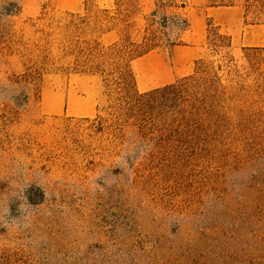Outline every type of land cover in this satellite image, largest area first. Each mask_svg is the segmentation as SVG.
Listing matches in <instances>:
<instances>
[{"label": "rangeland", "instance_id": "obj_1", "mask_svg": "<svg viewBox=\"0 0 264 264\" xmlns=\"http://www.w3.org/2000/svg\"><path fill=\"white\" fill-rule=\"evenodd\" d=\"M197 2L121 0V24L99 13L112 16L114 0H0V264H264V47L227 48L209 31L205 55L175 82L182 103L166 113L193 110L199 129L142 137L125 120L115 132L110 120L133 89L123 65H109L107 81L76 74L61 38L51 47L42 38L59 32L48 28L54 17L74 13L85 20L80 39L106 47L122 37L140 43L150 28L189 43L173 16ZM251 38L264 44V35ZM69 90L92 99L91 116L62 111ZM168 116L160 123L173 124ZM131 144L151 147L122 170L115 158ZM98 172L107 181L99 189ZM20 207L28 227L8 223Z\"/></svg>", "mask_w": 264, "mask_h": 264}, {"label": "trees", "instance_id": "obj_2", "mask_svg": "<svg viewBox=\"0 0 264 264\" xmlns=\"http://www.w3.org/2000/svg\"><path fill=\"white\" fill-rule=\"evenodd\" d=\"M168 1L173 2L174 0ZM120 4L121 0H114L115 13L112 16L108 8L101 9L99 13L103 14L109 22L128 23L120 9ZM208 5L231 6L233 4L210 2ZM243 7L245 11V24L264 25V0H245ZM4 9L8 15H18L21 11L19 7H16L15 10H10L7 7ZM156 15V10L151 13V17H155ZM164 19L163 27H166L168 19L167 17ZM173 19L176 21L180 29V36L182 37L189 30L188 19L184 14H176L173 16ZM84 21V18L80 14L74 13H66L63 16L54 17L47 25L49 28V26L55 23L59 32L57 33L53 29L44 31L42 38L46 40L49 47L56 45L57 36L61 38L58 42V47L62 50L64 58H70L71 66L69 68L76 74L100 75L104 81H107L108 78L105 75L110 76L112 74L107 68L109 65H113L117 69L122 65L124 66V74L131 78L133 89L126 92L124 110H114L112 113H109L110 120L113 122L114 129H116L114 130L115 132L120 129L119 124L122 120L131 123L142 137L150 136L156 131H162V129L178 132L182 124H184V128H187L189 131L191 130V132L199 129V121L194 115L193 110H190L186 114L181 113L180 115H174V112L170 113V116L166 114L182 103L183 98L178 94L179 83H173L162 88L141 93L136 87V77L132 69V62L135 59L162 46L183 44L181 39L171 40L163 38V35H159L156 30L150 28L148 31L146 30L140 43L130 42L125 37H122L119 42L106 47L98 39H80L79 31ZM213 29L217 30L218 35L227 39L225 47L230 48L232 46L231 37L220 32L219 27L209 18L208 34ZM112 30V27L107 28L104 33ZM161 39H166L167 44L160 42ZM199 62L200 60L196 62V65ZM165 116H168L173 124L160 123L159 120ZM200 130H204L202 126ZM202 137V135L199 136L201 140H205ZM201 143H207V141ZM42 199L43 194L38 201Z\"/></svg>", "mask_w": 264, "mask_h": 264}, {"label": "crops", "instance_id": "obj_3", "mask_svg": "<svg viewBox=\"0 0 264 264\" xmlns=\"http://www.w3.org/2000/svg\"><path fill=\"white\" fill-rule=\"evenodd\" d=\"M190 2L192 0H189ZM196 8L187 10L189 22L188 36L191 41L180 45H170L157 48L132 62V69L136 77V87L139 92H148L171 85L179 79L189 75L193 66L205 55V42L208 37V19H212L220 31L231 37L232 46L243 44L244 47H264V44L252 45L250 40L254 33L264 35V25L245 24V11L241 4L231 6H210L205 0H197ZM114 31L104 33L102 39L113 35ZM259 40V39H258ZM71 98L78 99L80 104L71 106ZM67 107L64 113L76 115V111H86L92 115L90 105L92 99L87 96H77L69 90L67 93ZM42 109L45 111L44 100Z\"/></svg>", "mask_w": 264, "mask_h": 264}, {"label": "clouds", "instance_id": "obj_4", "mask_svg": "<svg viewBox=\"0 0 264 264\" xmlns=\"http://www.w3.org/2000/svg\"><path fill=\"white\" fill-rule=\"evenodd\" d=\"M150 145H144L142 151L137 153L135 144L126 145L125 149L115 158L116 166L121 167L123 169H130L132 163L142 157L147 151L150 150ZM100 180L102 183H98ZM107 183L104 179L103 172H98L93 180L94 188H101L103 184ZM21 215L18 219H12L11 222L8 221L9 224H13V226L19 227H28L27 220L29 218L28 207H20ZM4 216H8L7 212L2 213ZM15 222V223H14Z\"/></svg>", "mask_w": 264, "mask_h": 264}]
</instances>
